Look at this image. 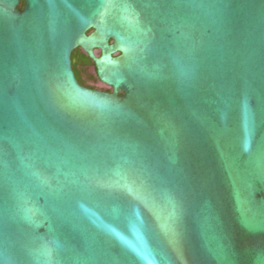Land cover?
Instances as JSON below:
<instances>
[{"label":"water","instance_id":"1","mask_svg":"<svg viewBox=\"0 0 264 264\" xmlns=\"http://www.w3.org/2000/svg\"><path fill=\"white\" fill-rule=\"evenodd\" d=\"M0 264H264V0H0Z\"/></svg>","mask_w":264,"mask_h":264},{"label":"trees","instance_id":"2","mask_svg":"<svg viewBox=\"0 0 264 264\" xmlns=\"http://www.w3.org/2000/svg\"><path fill=\"white\" fill-rule=\"evenodd\" d=\"M23 7V4L20 6ZM94 66V62L80 49L72 53V67L80 85L88 88L94 82L93 75H87V69Z\"/></svg>","mask_w":264,"mask_h":264},{"label":"flooded vegetation","instance_id":"3","mask_svg":"<svg viewBox=\"0 0 264 264\" xmlns=\"http://www.w3.org/2000/svg\"><path fill=\"white\" fill-rule=\"evenodd\" d=\"M87 75H93L94 82L92 83V86L88 87L90 89L100 90L104 92H112V88L104 84L96 74L94 70V66L87 69ZM102 84V85H100Z\"/></svg>","mask_w":264,"mask_h":264},{"label":"rangeland","instance_id":"4","mask_svg":"<svg viewBox=\"0 0 264 264\" xmlns=\"http://www.w3.org/2000/svg\"><path fill=\"white\" fill-rule=\"evenodd\" d=\"M97 53L100 54V51L98 50ZM100 85H102V84H100Z\"/></svg>","mask_w":264,"mask_h":264}]
</instances>
